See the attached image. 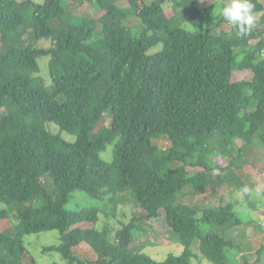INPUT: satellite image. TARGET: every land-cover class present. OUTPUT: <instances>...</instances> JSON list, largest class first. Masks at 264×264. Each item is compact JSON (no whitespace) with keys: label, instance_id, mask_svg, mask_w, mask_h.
<instances>
[{"label":"trees","instance_id":"obj_1","mask_svg":"<svg viewBox=\"0 0 264 264\" xmlns=\"http://www.w3.org/2000/svg\"><path fill=\"white\" fill-rule=\"evenodd\" d=\"M69 1L97 14L76 15L63 0H0V220L16 221L14 236L0 232V264H31L24 238L51 231L60 244L45 250L67 264H233L228 251L245 253L237 240L247 229L238 228L240 203L223 202L246 189L237 171H255L247 147H264V15L238 36L221 15L210 24L213 6L189 0ZM252 3L258 18L264 5ZM218 140L226 148L214 158ZM76 191L106 201L109 213L68 211ZM217 192L212 205L196 203ZM131 203L129 222L96 230L110 207ZM251 219L244 225H257ZM146 221L171 233L181 254L137 252ZM83 243L95 259L77 257ZM256 253L244 264L264 263V244Z\"/></svg>","mask_w":264,"mask_h":264},{"label":"rangeland","instance_id":"obj_2","mask_svg":"<svg viewBox=\"0 0 264 264\" xmlns=\"http://www.w3.org/2000/svg\"><path fill=\"white\" fill-rule=\"evenodd\" d=\"M38 3H41L42 0H35ZM118 2L119 5L125 6L126 0H115ZM148 2L152 0H147ZM193 5H195L198 8H207V7H214V13L213 16L210 19V24L214 25L217 23L218 17H219V7H220V1L222 0H189ZM264 5V0H261ZM65 6L69 7V9L74 12L76 15L82 16V17H93L97 14V9L95 6L91 5L90 3H80V2H70L69 0H63ZM70 2V3H69ZM69 3V5H68ZM264 15V12L258 15L259 19ZM131 28L139 29L140 24L136 21H132L128 24ZM31 45L38 48H45L49 47L50 43L48 41L42 40H36L35 38L32 39ZM49 61L50 57L46 56L39 60L42 75L45 76L46 79H50L49 76ZM236 76L237 72H236ZM240 76H238V79ZM2 112L0 113V117L2 116ZM237 146H243L244 142L238 141ZM257 143H254V145L247 147L245 153L247 156H249L248 162L251 166H253V169L255 171H260L263 173V176H258L255 171L246 172L243 173L237 171V175H239L241 181L246 185V191H236L234 193H229L225 196V201L223 204L226 203H240V206L236 207V210L238 211V215L240 219L243 221V224L240 225L238 228L242 229L243 227H246L247 229V237L244 239H240V241L237 240V242H243V249L245 250L244 256L247 255V257L250 260L256 259V252L261 248V246L264 244V236L260 232V228L257 230V225H249L245 226L244 224L249 222V220H256V222H261L264 217V147L262 148V144L256 145ZM217 146V152L213 154V157H219L222 156L225 152V145L221 142V140H218L216 142ZM114 146H110L108 150L101 155L102 159L106 162H112L114 157ZM229 158V157H226ZM233 185V184H232ZM234 186V185H233ZM50 189H53V183L51 182L49 185ZM221 196V193H216L214 196H210V194H206L203 196H200L198 199L200 201H196V203L207 205H212L216 202L217 199H219ZM215 199V201L213 200ZM193 202V199L189 200V202ZM251 203H253L256 207H250ZM106 201L101 202L99 200L93 199L90 196H88L86 193L81 191H76L73 195L72 200L70 203L66 206V209L68 211H78L82 210L84 208L89 207H99V208H106L107 212L108 206H106ZM135 204H120L119 209L117 212L113 211V207H110V211L112 214L111 219H107L105 217H101V220L99 224L96 226V230H102L104 227L105 222H110L111 224L117 225L118 220H122L124 222H129L131 219L132 213L134 214L136 211L133 209L135 208ZM1 209L7 208L5 206L0 205ZM114 212V213H113ZM123 212L128 213V218H122L121 214ZM109 213V212H108ZM143 215V213H142ZM114 216H117V219H115ZM135 217H141V213L139 211L137 214H135ZM105 221V222H104ZM14 217L7 219V220H0V232L6 233L8 235L14 236V224H15ZM139 224V227L144 229L146 232L143 233V231H137L136 233V243L137 246L136 251L137 252H143L150 256L151 258L162 261L165 258H167L169 255H180L183 248L181 244L177 241L174 236L169 232H164L161 230L163 227H159L160 223L156 222L153 223L152 221H146L145 223ZM25 246L27 248L29 259L31 260V264H67V262L64 260L62 255L58 253L57 251H46L45 249L52 246H58L60 244V235L57 231H51V232H45L41 234L36 235H30L26 236L24 238ZM196 248V247H195ZM197 249V248H196ZM2 250L0 249V253ZM237 251H228V257L231 259L233 264H244V256H241L238 254ZM76 255L78 258L85 260H91L96 258V254L93 251V249L90 247L88 243H83L81 246H79L76 249ZM237 261H236V260ZM263 261H264V253H263ZM202 264H212L208 261H203ZM264 264V263H261Z\"/></svg>","mask_w":264,"mask_h":264},{"label":"clouds","instance_id":"obj_3","mask_svg":"<svg viewBox=\"0 0 264 264\" xmlns=\"http://www.w3.org/2000/svg\"><path fill=\"white\" fill-rule=\"evenodd\" d=\"M254 8L252 0H227L218 11L225 21L235 27L238 36H245L256 24L257 14Z\"/></svg>","mask_w":264,"mask_h":264},{"label":"crops","instance_id":"obj_4","mask_svg":"<svg viewBox=\"0 0 264 264\" xmlns=\"http://www.w3.org/2000/svg\"><path fill=\"white\" fill-rule=\"evenodd\" d=\"M259 223V222H258ZM257 223V224H258ZM257 228V230L259 229V227L257 226L256 227ZM260 230V229H259ZM246 232H247V230H246ZM260 232H261V234L264 236V234H263V231L262 230H260ZM247 234H248V232H247ZM246 254V253H245ZM241 256H243L244 255V253H242V254H240ZM257 258V257H256ZM250 262H253V261H250Z\"/></svg>","mask_w":264,"mask_h":264},{"label":"built area","instance_id":"obj_5","mask_svg":"<svg viewBox=\"0 0 264 264\" xmlns=\"http://www.w3.org/2000/svg\"><path fill=\"white\" fill-rule=\"evenodd\" d=\"M260 226H261V228L264 227V217H263L262 221L260 222Z\"/></svg>","mask_w":264,"mask_h":264},{"label":"bare ground","instance_id":"obj_6","mask_svg":"<svg viewBox=\"0 0 264 264\" xmlns=\"http://www.w3.org/2000/svg\"><path fill=\"white\" fill-rule=\"evenodd\" d=\"M263 232H264V227H263Z\"/></svg>","mask_w":264,"mask_h":264}]
</instances>
